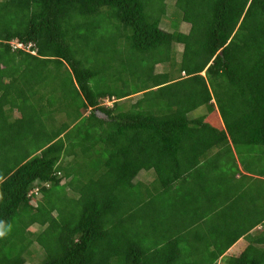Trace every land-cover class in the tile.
<instances>
[{
	"label": "trees",
	"instance_id": "1",
	"mask_svg": "<svg viewBox=\"0 0 264 264\" xmlns=\"http://www.w3.org/2000/svg\"><path fill=\"white\" fill-rule=\"evenodd\" d=\"M169 4L0 0V264H264V212L261 230L229 238L210 195L191 207L187 183L176 188L198 155L232 156V142L245 167L259 154L264 175V0ZM179 12L188 34L162 26ZM107 48L120 56L103 71L84 64ZM53 82L74 105L60 126L44 95ZM157 200L196 220L166 222Z\"/></svg>",
	"mask_w": 264,
	"mask_h": 264
},
{
	"label": "crops",
	"instance_id": "2",
	"mask_svg": "<svg viewBox=\"0 0 264 264\" xmlns=\"http://www.w3.org/2000/svg\"><path fill=\"white\" fill-rule=\"evenodd\" d=\"M174 23L176 22H173L171 27H168V30H177V26ZM177 25H179L181 33H189L190 24L188 22L184 20L181 22L177 21ZM178 44L185 47L182 43ZM178 50L181 52L184 51L182 48ZM165 72L166 70L164 68V72L162 71L159 73L163 74ZM108 105H113L110 99H108ZM206 112L200 109L198 114L205 115ZM62 114L64 113H60L58 116L59 119ZM194 114L198 116L197 113ZM12 117L17 120L21 118V115L15 111ZM230 145L233 149L232 156L225 152L227 145L209 147L201 156L198 155L197 160L193 159L194 161L191 162V164L194 163L192 168L186 170L185 176L176 182V188L182 182L187 183L185 186L189 191L191 190V194L186 199V205L192 204L191 207L204 204L205 199L210 195L213 207L216 209L213 213L218 214V231L225 232L229 235V238H233L237 232L240 233L243 230H250L247 231V233L245 232L248 234V232L259 231L262 228V225H259V223H257V225H253V223L257 222L261 217V213L264 212V197L259 194L260 190L264 191V184H262L264 175L260 174L259 154H252L250 158H247L250 163H248V167H245L242 159L239 158L236 146L233 142L230 143ZM221 156L222 159L220 160L219 157ZM170 163H172L173 166L178 165L175 160L170 161ZM145 176L147 175L145 171L142 170L137 176V179L145 181ZM178 191L180 192L182 190L178 189ZM200 194H202L204 199ZM186 205H182V208H174V215H172L171 211H168V207L164 201L157 200V206L166 210L162 212L166 222L178 225L182 224V227L185 224V216H190L193 220H196L193 210L185 208ZM177 208L180 211H178ZM207 213L208 216H214L210 212ZM245 243H247V241L244 240L243 235V237L234 243L225 253L226 256L233 255L237 251L236 249L241 251ZM212 252L213 254L215 252L213 247H211L210 253ZM212 257L214 258V256ZM213 258H211V261L214 260ZM223 260L224 257H221L217 261L222 263Z\"/></svg>",
	"mask_w": 264,
	"mask_h": 264
},
{
	"label": "rangeland",
	"instance_id": "3",
	"mask_svg": "<svg viewBox=\"0 0 264 264\" xmlns=\"http://www.w3.org/2000/svg\"><path fill=\"white\" fill-rule=\"evenodd\" d=\"M176 1L177 0H167V3L169 4V3H171L172 5H173V7H175L176 6ZM170 5V4H169ZM175 8H177V7H175ZM175 8H172V10L174 11V10H176ZM170 9H171V7H170ZM171 10V12H173ZM180 13V15H178ZM177 15H178V17L179 18H176V16L173 14L172 15V17L171 18H167V19H165V21L162 23V26L165 28V29H167L168 30V27H171V24L173 23V22H176V23H174V24H177V21H181L182 19H181V17H182V15H181V12H179ZM181 16V17H180ZM176 20V21H175ZM108 25H107V30H106V28L105 27H103L102 28V30H106V31H108ZM110 30H115V29H113L112 27L109 29V31ZM108 31V32H109ZM116 31V30H115ZM111 33V32H110ZM112 34V33H111ZM91 38L92 39H94L95 40V34H92V36H91ZM97 38H100V36H98ZM118 40H121V39H119V37L117 38V41H113V43H112V45H111V47H114V46H117V47H120V44H119V41ZM76 46L77 47H81V44H80V42H78V44H76ZM176 46L178 47H176L177 48V50L179 49V48H182V50L184 49V47H183V45H180V44H176ZM110 48V47H109ZM109 48H107L105 51H103V54L102 55H100V56H98V57H95V56H89V60H87L86 62H84V64L86 65V64H91V66H95V58H98V60H99V63H101V62H104L106 65H108V64H110L111 62H112V59H116V58H119V56L120 55H114V56H112V53H108V50H109ZM94 49H95V46H94ZM181 50V49H180ZM178 52H181V51H179L178 50ZM88 53H91V52H89L88 51ZM108 54V55H107ZM110 54V55H109ZM82 56H85V55H82ZM130 58V57H129ZM128 58V60H130ZM88 62H90V63H88ZM98 67L103 71L104 70V67H105V65L103 64V63H101V64H99L98 65ZM95 68V67H94ZM164 68H165V70H167L166 69V66L165 65H162V64H159V65H157L156 67H155V72H157V73H159V72H164ZM108 69V68H107ZM109 69H110V71L109 72H107L106 74L105 73H102V75H101V78H100V80H102L103 78H104V74H105V77H108V78H110L111 76H114L115 77V75H117L118 74V71H117V66L115 65L114 67H113V65H111L110 67H109ZM131 70V69H130ZM110 75V76H109ZM114 77H112L111 78V80L112 81H114L115 79H114ZM116 78V77H115ZM62 84H63V82H53L52 83V85H50V86H48L45 90H44V95L46 96L45 97V100H49L48 102L50 103V104H52V102H54L55 104H56V106L60 109V112L61 113H63V112H66V111H70L72 108H74V105L71 103V102H68V101H64V102H62L63 101V99H65L64 98V93L65 92H62L61 91V87H62ZM45 115H48V112L45 114ZM46 117V116H45ZM49 120V119H48ZM67 120H68V118H67V116L65 117V116H62L61 115V118L59 119H57V122H56V124H58L59 126L62 124V123H64V122H67ZM68 121H71V120H68ZM80 123V122H79ZM2 139V142L1 143H3V142H5V140H4V138H1ZM7 151L5 150V146H0V153H6ZM14 156H15V154H14ZM260 170H263V167H260ZM46 186H48L47 184H45ZM45 187V186H44ZM30 230H32V231H35L36 230V226H32V227H30ZM237 251L234 253V254H239L240 253V250H238V249H236ZM35 260H37V258H35ZM26 264H36V262L35 261H31V260H29Z\"/></svg>",
	"mask_w": 264,
	"mask_h": 264
},
{
	"label": "built area",
	"instance_id": "4",
	"mask_svg": "<svg viewBox=\"0 0 264 264\" xmlns=\"http://www.w3.org/2000/svg\"><path fill=\"white\" fill-rule=\"evenodd\" d=\"M42 188V185L40 186V187H36L34 190H33V192L36 194V195H39L40 194V192H39V190Z\"/></svg>",
	"mask_w": 264,
	"mask_h": 264
},
{
	"label": "clouds",
	"instance_id": "5",
	"mask_svg": "<svg viewBox=\"0 0 264 264\" xmlns=\"http://www.w3.org/2000/svg\"><path fill=\"white\" fill-rule=\"evenodd\" d=\"M181 21H183V19H182ZM181 21H180V22H181ZM31 45H32V44H30V46H31ZM19 46H20V44H19ZM34 53H36V52L34 51ZM184 74H185V73H184ZM107 103H108V101H107ZM33 190H34V189H33Z\"/></svg>",
	"mask_w": 264,
	"mask_h": 264
}]
</instances>
